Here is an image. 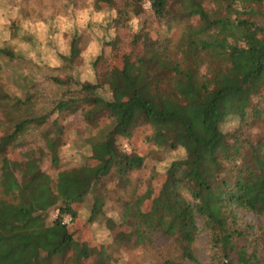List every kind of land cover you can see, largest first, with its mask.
Instances as JSON below:
<instances>
[{
  "label": "trees",
  "instance_id": "1",
  "mask_svg": "<svg viewBox=\"0 0 264 264\" xmlns=\"http://www.w3.org/2000/svg\"><path fill=\"white\" fill-rule=\"evenodd\" d=\"M142 1L96 0V10L113 12L115 35L106 42L108 55L91 62L93 81L73 82L74 97L63 95L51 111L16 120L0 137V264H53L68 252L69 264L86 258L73 233V205L110 174L119 178L142 167L140 156L118 146L139 125L150 130L148 142L180 153L159 174L162 182L145 206L139 198L119 205L139 243H149L152 233L171 237L181 261L160 264H197L193 245L202 231L212 252L209 264H264V230L249 234L236 213L264 212V0H148L151 20L168 29L181 27L179 40L173 45L142 30L130 32L122 42L126 52L118 35L141 18ZM77 46L71 39L67 56L61 57L67 65L78 64ZM116 48L123 51L110 72L109 88L98 81L96 66ZM1 53L12 60L9 52ZM27 102L13 100L12 106L28 107ZM53 112L109 120L99 140L90 142L87 161L57 173L54 190L35 161L19 164L5 157L19 135L43 127ZM6 113L0 106V126ZM53 127L59 135L60 127ZM44 146L56 167L58 141L45 138ZM102 204L96 196L88 222ZM51 208L56 216L46 225ZM64 215L69 227L62 223ZM96 264L109 260L104 256Z\"/></svg>",
  "mask_w": 264,
  "mask_h": 264
},
{
  "label": "rangeland",
  "instance_id": "2",
  "mask_svg": "<svg viewBox=\"0 0 264 264\" xmlns=\"http://www.w3.org/2000/svg\"><path fill=\"white\" fill-rule=\"evenodd\" d=\"M95 1L0 0V106L4 113L7 112L5 122L0 126V137L12 131L16 120L33 113L51 111L53 104L63 95L74 97L73 82L93 81L91 62L97 55H108L106 42L115 35L110 23L113 12L96 10ZM112 1L119 5L124 0ZM142 9L141 18L132 19L128 27L118 35L120 46L123 41L130 39L131 33L139 30L146 32L152 39L167 38L175 45L181 27L168 29L152 21L148 13V0L142 1ZM73 38L78 45L76 66L67 65L61 59L67 56ZM122 49L125 50V47L122 46ZM122 49H113L108 58L100 60L96 66L98 81L109 88L110 72L119 66ZM2 50L9 52L12 60L2 55ZM52 78L62 80L64 84L57 85ZM106 97L110 98L109 91ZM25 98L28 107L12 106L13 100L23 101ZM108 122L105 115L85 121L79 113L67 115L53 112L43 127L29 129L19 135L16 145L6 149L5 157L19 164H23L26 158L35 161V169L48 176L50 187L54 190L57 173L85 163L91 152L90 142L99 140L101 130ZM54 124L60 127L59 135L56 134ZM149 133L147 126L139 125L128 140H118L120 150L143 159L139 170L119 178L110 174L78 204L73 205L77 215L73 224L74 237L87 252V257L78 259L77 264H96L104 256L108 258L109 264H160L168 259L181 261L173 238L152 233L149 243L140 244L136 228L120 212L121 202H131L136 198L141 199L145 206L148 197L154 194L162 182L159 174L180 156L177 151L159 148L148 142L146 138ZM45 138L58 141L56 167L50 163L44 146ZM153 174H158V179L149 182L148 178ZM15 175L19 180L20 172L15 171ZM96 196L101 198L103 204L93 221L88 222ZM55 208L45 213L46 225L55 218ZM236 213L241 225L248 228L249 234H259L264 230V212L252 214L239 209ZM197 224L200 225V221ZM206 241L207 236L201 231L193 245L197 264L211 262L212 252ZM69 256L72 258L71 252L53 264H69L66 262Z\"/></svg>",
  "mask_w": 264,
  "mask_h": 264
},
{
  "label": "built area",
  "instance_id": "3",
  "mask_svg": "<svg viewBox=\"0 0 264 264\" xmlns=\"http://www.w3.org/2000/svg\"><path fill=\"white\" fill-rule=\"evenodd\" d=\"M69 221H70V218L67 217V216H65V217L63 218V220H62V223H63V224H68Z\"/></svg>",
  "mask_w": 264,
  "mask_h": 264
},
{
  "label": "clouds",
  "instance_id": "4",
  "mask_svg": "<svg viewBox=\"0 0 264 264\" xmlns=\"http://www.w3.org/2000/svg\"><path fill=\"white\" fill-rule=\"evenodd\" d=\"M16 11L18 12V11H19V9H16ZM0 23H2V21H0Z\"/></svg>",
  "mask_w": 264,
  "mask_h": 264
}]
</instances>
